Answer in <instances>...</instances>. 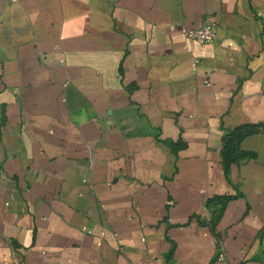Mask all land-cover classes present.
<instances>
[{
	"label": "crops",
	"instance_id": "obj_1",
	"mask_svg": "<svg viewBox=\"0 0 264 264\" xmlns=\"http://www.w3.org/2000/svg\"><path fill=\"white\" fill-rule=\"evenodd\" d=\"M0 264H264V0H0Z\"/></svg>",
	"mask_w": 264,
	"mask_h": 264
},
{
	"label": "built area",
	"instance_id": "obj_2",
	"mask_svg": "<svg viewBox=\"0 0 264 264\" xmlns=\"http://www.w3.org/2000/svg\"><path fill=\"white\" fill-rule=\"evenodd\" d=\"M11 1L17 2L18 0ZM216 28V24L214 23L192 26L185 30V35L196 40L200 45H206L215 39ZM219 259H222V256H219Z\"/></svg>",
	"mask_w": 264,
	"mask_h": 264
}]
</instances>
